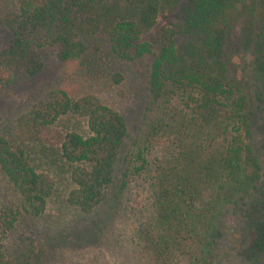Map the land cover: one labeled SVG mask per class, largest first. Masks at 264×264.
<instances>
[{"label": "trees", "instance_id": "1", "mask_svg": "<svg viewBox=\"0 0 264 264\" xmlns=\"http://www.w3.org/2000/svg\"><path fill=\"white\" fill-rule=\"evenodd\" d=\"M7 7L0 87L53 62L106 76L152 54L148 87L170 108L141 143L130 138L124 114L95 95L50 91L0 121V174L17 198L0 212V264H31L1 242L22 220H58L67 209L88 215L113 185L117 209L135 189L132 209L147 213L140 228H151L164 251L171 253L170 240L186 242L189 264H213L228 221L242 232L235 256L264 264V0H9ZM162 17L169 27L153 54L143 37ZM242 18L253 55L249 83L224 53ZM161 136L168 140L156 150ZM237 208L240 217H230Z\"/></svg>", "mask_w": 264, "mask_h": 264}, {"label": "rangeland", "instance_id": "2", "mask_svg": "<svg viewBox=\"0 0 264 264\" xmlns=\"http://www.w3.org/2000/svg\"><path fill=\"white\" fill-rule=\"evenodd\" d=\"M8 1L0 0V47L8 37L2 26ZM245 25L242 18L230 31L224 53L233 74L249 83L253 55L252 49L246 47ZM168 27V21L162 17L144 35L143 40L152 44L153 54L157 52L164 29ZM152 58L151 54L118 66L113 74L106 76L89 74L77 62L50 63L33 77L0 87V121L25 113L37 98L50 91L62 90L73 97L95 95L124 114L130 138L141 143L143 136L149 132L150 122L156 121L165 109L170 108L163 100H155L149 90L147 70ZM172 103L177 105L175 101ZM164 117L168 119V115ZM253 133L255 141L250 143L255 148L260 144L257 133ZM167 140V136H161L155 141L156 150L160 143L165 144ZM117 190V186L113 185L108 201L88 215L67 209L58 220H22L1 242L8 248L9 254L25 256L24 260L31 264H189L186 242L170 240L169 253L163 250L165 246L155 238L151 228H140L141 222L147 221V213L140 216L132 209L136 197L131 193L135 189L124 193L118 209L113 206ZM16 202V194L0 174V212ZM236 211L233 213L231 209L229 216L240 217L239 209ZM223 227L213 264H243L235 256L242 232L232 228L228 221Z\"/></svg>", "mask_w": 264, "mask_h": 264}]
</instances>
